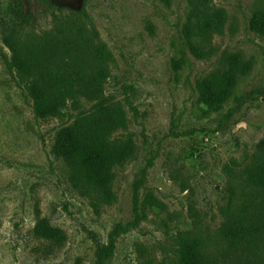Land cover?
<instances>
[{
  "label": "rangeland",
  "instance_id": "374dc122",
  "mask_svg": "<svg viewBox=\"0 0 264 264\" xmlns=\"http://www.w3.org/2000/svg\"><path fill=\"white\" fill-rule=\"evenodd\" d=\"M195 8L225 14L221 31L194 32L206 53L201 59L184 36ZM256 9L264 0H0V264H94L97 244L107 245L114 225L136 213L139 222L115 237L105 264L170 262L185 234L220 257L229 189L263 158L264 39L248 28ZM4 35L52 67H92V48L104 46L105 94L126 116L113 137H131L137 147L115 169L111 204L95 207L74 190L53 151L59 131L94 102L77 98L60 117H35L26 89L6 67ZM224 52L243 54L252 68L211 110L199 102L195 81L225 69ZM38 216L64 239L36 237ZM253 256L264 264V240Z\"/></svg>",
  "mask_w": 264,
  "mask_h": 264
},
{
  "label": "trees",
  "instance_id": "16d2710c",
  "mask_svg": "<svg viewBox=\"0 0 264 264\" xmlns=\"http://www.w3.org/2000/svg\"><path fill=\"white\" fill-rule=\"evenodd\" d=\"M169 2V0H162ZM193 1V0H188ZM192 21L184 26V36L189 52L195 58H204L206 53L194 42V32L221 31L225 14L219 10L214 14L199 8L191 12ZM248 28L264 39V9L253 11ZM3 45L9 55L4 56L6 67L26 89L35 117H60L77 98L93 101L91 108L79 112L73 122L59 131L53 151L61 158L68 170L70 186L97 207L115 201V169L124 166L136 153L131 137H113L125 127V112L118 102L105 94V82L109 71L105 64L104 46L92 48L96 63L92 67H79L64 63L57 67L41 63L37 55L22 50L11 35H4ZM225 69H217L195 81L199 102L211 110H218L231 96L239 78L252 68V61L239 52H224ZM263 158L247 166L240 186H231L219 236L225 248L220 257H213L204 250L203 241L196 235H181L175 257L170 262L149 260L146 264H259L254 254L264 240V140L260 142ZM134 208L137 209V186L133 191ZM136 219L125 226L116 224L112 228L107 245L97 244L94 264H105V259L114 250L115 237ZM36 237L61 242L63 231L37 217L33 228Z\"/></svg>",
  "mask_w": 264,
  "mask_h": 264
}]
</instances>
